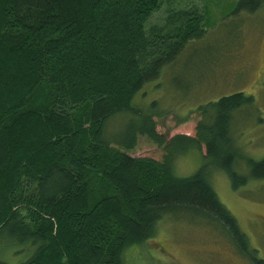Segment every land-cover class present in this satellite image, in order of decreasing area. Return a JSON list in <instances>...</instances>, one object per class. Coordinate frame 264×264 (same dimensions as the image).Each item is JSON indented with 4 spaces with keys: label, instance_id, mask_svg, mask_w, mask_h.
Returning <instances> with one entry per match:
<instances>
[{
    "label": "trees",
    "instance_id": "1",
    "mask_svg": "<svg viewBox=\"0 0 264 264\" xmlns=\"http://www.w3.org/2000/svg\"><path fill=\"white\" fill-rule=\"evenodd\" d=\"M161 0H0V264H129L126 254L155 237L166 217L191 216L218 230L252 264H264L210 177L233 190L264 179V159L235 148L234 114L252 107L242 93L198 107L193 137L157 133L153 113L134 99L162 70L205 37L202 12ZM264 0H237L230 15L254 14ZM205 24V25H204ZM131 116L119 136L107 123ZM144 137L160 161L129 154ZM107 138V139H106ZM205 148L193 175L174 159ZM238 162L248 175L235 172ZM5 256V255H4Z\"/></svg>",
    "mask_w": 264,
    "mask_h": 264
},
{
    "label": "rangeland",
    "instance_id": "2",
    "mask_svg": "<svg viewBox=\"0 0 264 264\" xmlns=\"http://www.w3.org/2000/svg\"><path fill=\"white\" fill-rule=\"evenodd\" d=\"M236 1L161 0L150 25L161 24L168 9L195 7L204 17L205 38L165 67L159 79L134 99L133 106L143 114L153 113L157 133L169 140L176 135H195L201 119L198 107L236 93L250 96L252 107L234 114L230 134L240 154L260 161L264 159V6L254 14L230 15ZM131 118L125 114L112 118L106 137L119 136ZM129 154L155 161L162 157L161 149L144 137L137 138ZM204 155L201 147L175 158L174 175H193L202 166ZM247 168L238 162L234 171L247 176ZM210 184L249 247L264 261V179L233 190L227 175L218 171L210 177ZM219 233L195 217H166L158 224L155 237L128 252L126 258L129 264H252ZM4 255L5 264H20L29 258V253L13 249Z\"/></svg>",
    "mask_w": 264,
    "mask_h": 264
}]
</instances>
